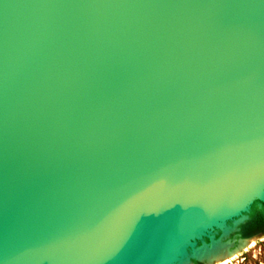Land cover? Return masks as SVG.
<instances>
[{
  "label": "water",
  "instance_id": "1",
  "mask_svg": "<svg viewBox=\"0 0 264 264\" xmlns=\"http://www.w3.org/2000/svg\"><path fill=\"white\" fill-rule=\"evenodd\" d=\"M258 205L264 0H0V264L200 262Z\"/></svg>",
  "mask_w": 264,
  "mask_h": 264
},
{
  "label": "rangeland",
  "instance_id": "2",
  "mask_svg": "<svg viewBox=\"0 0 264 264\" xmlns=\"http://www.w3.org/2000/svg\"><path fill=\"white\" fill-rule=\"evenodd\" d=\"M255 209L264 212V209L260 208L259 205ZM253 212L250 214V217L253 214ZM247 223L248 222L242 225L241 230L239 232H232L231 239L228 236H225V238H221L220 240H218L216 235L211 238H214V240H218L220 242H227V243L232 242L233 244L232 249H239L236 258L232 260L231 264H264V231L251 235H246L243 227ZM232 225L233 224H231V226ZM211 238L205 240V243L208 244L209 246L212 245ZM243 242L246 243H244L243 248H241ZM202 246H203L202 243L196 245L197 248L198 247L200 248ZM201 261L193 262L191 260L193 264H209L207 261L204 262Z\"/></svg>",
  "mask_w": 264,
  "mask_h": 264
},
{
  "label": "bare ground",
  "instance_id": "3",
  "mask_svg": "<svg viewBox=\"0 0 264 264\" xmlns=\"http://www.w3.org/2000/svg\"><path fill=\"white\" fill-rule=\"evenodd\" d=\"M227 236V235H226ZM246 242H243L241 248ZM241 244V243H240ZM233 244L227 242H217L213 246L207 247L198 252V258L207 261L209 264H231L236 258L239 249H232ZM240 248V249H241ZM181 264H193L190 258Z\"/></svg>",
  "mask_w": 264,
  "mask_h": 264
},
{
  "label": "trees",
  "instance_id": "4",
  "mask_svg": "<svg viewBox=\"0 0 264 264\" xmlns=\"http://www.w3.org/2000/svg\"><path fill=\"white\" fill-rule=\"evenodd\" d=\"M243 228L246 235L255 234L256 232L264 229V212L255 209L251 215V219Z\"/></svg>",
  "mask_w": 264,
  "mask_h": 264
},
{
  "label": "flooded vegetation",
  "instance_id": "5",
  "mask_svg": "<svg viewBox=\"0 0 264 264\" xmlns=\"http://www.w3.org/2000/svg\"><path fill=\"white\" fill-rule=\"evenodd\" d=\"M263 231H264V229H262V230H260V231H258V232H256V233L263 232Z\"/></svg>",
  "mask_w": 264,
  "mask_h": 264
}]
</instances>
